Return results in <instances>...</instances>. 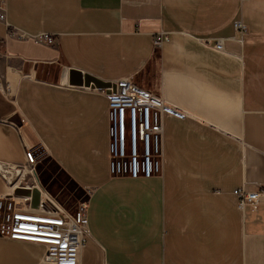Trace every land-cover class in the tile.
<instances>
[{"label": "crops", "instance_id": "crops-1", "mask_svg": "<svg viewBox=\"0 0 264 264\" xmlns=\"http://www.w3.org/2000/svg\"><path fill=\"white\" fill-rule=\"evenodd\" d=\"M6 1L9 23L57 41L7 36L0 21V160L22 161L25 141L85 190L79 264H264V203L233 193L264 184V0ZM122 79L185 113L162 115L150 177L109 172L108 98L93 87ZM43 253L0 236V264Z\"/></svg>", "mask_w": 264, "mask_h": 264}, {"label": "built area", "instance_id": "built-area-1", "mask_svg": "<svg viewBox=\"0 0 264 264\" xmlns=\"http://www.w3.org/2000/svg\"><path fill=\"white\" fill-rule=\"evenodd\" d=\"M7 1L0 0V21L7 36L31 38L36 42L54 46L56 36L48 31L28 33L13 26L6 17ZM235 27L244 32L245 25L236 21ZM166 34L155 37V44ZM221 50V38L206 41ZM8 91V85L0 84ZM106 92L108 98L109 172L132 178L150 177L162 170V115L170 113L183 117L185 113L163 100L151 89L130 79L112 81L106 88L93 87ZM24 118L20 116V123ZM19 128L20 125L13 123ZM22 161H1L0 175L7 187L0 193V236L38 243L44 246L38 264H79L86 237L87 198L77 202L74 210L64 207L44 186L37 170L38 159L32 145L25 141ZM18 190L27 192H18ZM89 190V189H87ZM239 207L256 208L264 203V184L255 190L244 185L233 189ZM36 195V202L34 196Z\"/></svg>", "mask_w": 264, "mask_h": 264}, {"label": "rangeland", "instance_id": "rangeland-1", "mask_svg": "<svg viewBox=\"0 0 264 264\" xmlns=\"http://www.w3.org/2000/svg\"><path fill=\"white\" fill-rule=\"evenodd\" d=\"M0 74V78L4 79L3 74ZM35 148L33 149L38 159L37 170L42 183L64 207L74 210L78 201L87 198L85 190L77 185L46 151L41 147Z\"/></svg>", "mask_w": 264, "mask_h": 264}, {"label": "water", "instance_id": "water-1", "mask_svg": "<svg viewBox=\"0 0 264 264\" xmlns=\"http://www.w3.org/2000/svg\"><path fill=\"white\" fill-rule=\"evenodd\" d=\"M90 82H91L92 84H96V83H93V82H97V81H96V79L93 78V77H88V78H87V83H86V84H91ZM18 192H27V191L18 190ZM36 195H37V194H35V196H34V200H33L34 202H36Z\"/></svg>", "mask_w": 264, "mask_h": 264}]
</instances>
